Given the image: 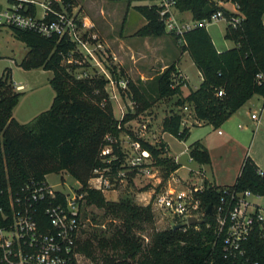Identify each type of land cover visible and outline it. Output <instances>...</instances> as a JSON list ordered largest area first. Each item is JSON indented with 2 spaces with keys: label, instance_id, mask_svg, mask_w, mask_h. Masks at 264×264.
I'll list each match as a JSON object with an SVG mask.
<instances>
[{
  "label": "trees",
  "instance_id": "16d2710c",
  "mask_svg": "<svg viewBox=\"0 0 264 264\" xmlns=\"http://www.w3.org/2000/svg\"><path fill=\"white\" fill-rule=\"evenodd\" d=\"M65 1L75 3V0ZM232 1L237 4L243 18L235 27L225 26L223 36L230 38L233 45L223 50L214 47L204 25L194 24L181 33L167 31L163 23L166 13H159V5L133 4L132 7L145 20L134 34L157 36L170 33L174 40L180 41V49L187 51L201 77L195 88L181 95L180 86L184 80L175 61L150 78L148 92L141 81L135 82L126 76L130 99L137 102L139 110L149 107L154 99L178 94L173 101L176 106L188 103L197 121L216 128L253 94L262 97L261 106L264 107V24L261 21L264 0ZM172 5L178 10H189L194 20L205 18L216 9L211 0H173ZM10 28L14 37L27 46L18 64L24 69L41 67L51 70L49 83L54 94L47 109L26 124L18 123L11 115V108L20 91L13 88L8 70L0 75V188L9 186L11 190H16L26 182L45 181L44 176L50 172L66 171L81 185L85 203H93L123 221L122 228L113 230L109 237H99L96 245H92L89 238L79 240L77 237L76 249L95 263L97 250L100 264H229L221 258L219 244H213L211 227L204 225H199L197 229L188 226L184 231L172 227L154 231L150 234L148 247L141 248V244L134 239L132 229L140 226L139 221H150L149 214L140 212L141 208L148 211L149 205L140 208L128 201H120L106 206L102 193L86 186L95 169L108 165L113 173L121 165L120 158L106 164L100 155L105 135H117V120L104 97L103 84L106 81L75 77L69 73L63 60L72 46L64 37L54 34L43 36L28 29ZM94 88L98 90L94 92ZM218 90L220 94H217ZM161 130L178 140H184L188 135V127H180L178 112L163 115ZM134 139L164 170V176L179 167L171 157H160L166 151L161 140L153 145L141 138ZM117 149V144L113 145L114 153ZM186 149L189 159L199 164L209 162L208 154L199 141L191 142ZM117 155L120 153L117 152ZM256 168L245 155L231 185L205 183L204 191L197 193L201 205L214 204L221 192L217 189L220 188L248 189L264 194V176H259ZM133 171L127 176L131 178ZM56 195L58 201H64L61 193L56 192ZM142 214L143 217L140 216ZM204 218L210 221L209 216ZM79 221L81 224V214ZM249 246L251 259L264 264V240L253 235ZM107 248L111 250L109 255L103 251Z\"/></svg>",
  "mask_w": 264,
  "mask_h": 264
},
{
  "label": "rangeland",
  "instance_id": "374dc122",
  "mask_svg": "<svg viewBox=\"0 0 264 264\" xmlns=\"http://www.w3.org/2000/svg\"><path fill=\"white\" fill-rule=\"evenodd\" d=\"M111 1L75 0L79 16L87 14L95 17L103 31L111 33L112 39L108 40L110 42L108 46L105 35L99 34L96 27L93 26L97 33V39L102 45L101 48H94L93 55L95 59L89 57L88 59H82L79 63H63L69 73L75 77L106 81L103 84L104 97L109 101L111 113L117 120L115 123L117 135L113 136L108 133L105 135L110 138V145H107V147L111 150L110 158L113 160L120 158V167L125 168L123 170L118 169L119 172L124 173V178H120L116 172V174L113 173L110 178V186L100 192L103 195L104 203L107 204L106 206L120 201H128L133 206L140 208L149 205L148 211H144L141 208L140 212L149 214L150 221L148 220V223L139 221L140 226L132 229L134 239L141 244L142 249H145L149 245L152 232L163 231L171 227L170 217L159 209L156 199L168 189L176 187L173 183V179L176 177L194 181L199 177L197 174L201 173L208 184L229 186L234 182L245 155L258 168L264 171V107L254 102L249 109L247 108L248 113L255 112L259 114L261 112L262 117L260 120L262 124L256 129L244 108H241L239 116L222 122L216 128H213L208 123L197 121L188 103H184L179 107L173 103V99L178 94L154 99L149 107L139 110L137 102L130 99L127 87L115 84L117 78L128 75L125 68L121 66L127 63V59L131 61V75L137 76L141 72L145 77L154 75L159 70L161 71L164 68L163 65L169 61L170 56L173 55L172 58L178 57L177 63L185 76V81L183 85L181 84L180 91V94L183 95L189 89H193L198 85L199 74L187 51H184L181 55L177 54V43H175L173 36L167 32L161 34V38L165 41H159L155 36H149L151 37L150 42H154L159 55L168 56V59L164 60L160 56L155 60V57L151 56L153 58L151 63L146 62L145 58H138L134 61L131 57H128L125 60L124 52L120 51L119 45L114 42L117 39V34H121V32H118L119 22L121 16H123L124 9L120 10V5H116ZM141 2L144 1H139L138 3ZM35 7L39 11V6L35 5ZM103 12L107 16L104 19H100ZM126 12L125 27H128L136 22L135 16H138L139 13L132 6H129V10ZM174 16L177 24L181 26H184L185 23L189 25L195 21L191 18V15L189 16L188 12L174 13ZM226 25L227 22L220 18L209 19L204 22V27L214 47L220 48L219 50L233 45L230 38L223 36ZM26 51L27 46L14 37L11 28L1 25L0 75L3 71L8 70L11 81L15 83L21 82L24 85L23 89L18 90L20 93L17 101L11 108V115L21 124L28 123L40 111L47 109L54 94V90L49 83V78L52 74L51 70L41 67L26 70L18 64ZM173 52L176 54L174 55ZM95 60L98 62L96 63ZM110 79L112 83H110ZM149 81L150 77L141 81L146 90L150 87ZM13 88L17 90L14 85ZM97 90L98 88H94V92ZM149 91L152 92L151 90ZM256 95L254 97H257ZM104 97L101 98L102 101L105 100ZM168 112H178L180 115V127H188V135L184 140H178L171 134L161 130V119ZM133 137L141 138L153 145L161 140L165 144L166 151L160 157L175 159L179 167L175 172L164 176V170L156 165L154 158L149 157L144 159L139 166H132V170L128 169L132 164L133 158L137 155V152L131 147V142L134 140ZM193 141H199L205 148L209 158L208 163L199 164L189 159L186 148ZM115 144L118 146L117 152L120 153L119 156L117 152H113V145ZM130 171L134 172L131 178L127 176ZM44 178L52 190L61 192L67 197L73 194H82L83 196V192L80 190L81 185L72 179L66 171L50 172ZM93 183L90 182V184ZM80 214L81 224L77 237L79 240L89 238L92 245H96L99 237H109L113 230L119 227L122 228L121 224L123 221L121 219L105 213L103 208L96 207L93 203H85L83 198L80 201ZM143 214L140 216L143 217ZM103 251L108 255L111 253L109 248ZM95 255L97 256V263L76 249V264H100V255L97 250Z\"/></svg>",
  "mask_w": 264,
  "mask_h": 264
},
{
  "label": "built area",
  "instance_id": "2783aa9c",
  "mask_svg": "<svg viewBox=\"0 0 264 264\" xmlns=\"http://www.w3.org/2000/svg\"><path fill=\"white\" fill-rule=\"evenodd\" d=\"M211 1L216 9L207 17L196 20L193 25H204L209 19L220 18L235 27L243 18L232 0ZM172 3L173 0H158L159 13H166L163 23L167 31L181 33L192 25L181 26L175 23L168 13V7ZM227 4L231 6L227 7ZM35 5L39 6V11ZM1 25L32 30L43 36L54 34L64 37L72 47L63 61L70 64L79 63L84 58L95 59L94 48L102 46L93 24L84 16H79L77 9L65 0H0ZM126 81L127 78L121 76L115 80V84L126 87ZM220 93L218 90L217 94ZM249 115L251 119L257 120L255 112ZM104 140L100 155L102 161L109 164L112 160L111 150L107 147L110 145V138L105 136ZM131 147L137 155L128 167L130 170L132 166L137 167L144 159L151 157L138 140L134 139ZM123 168L125 167L118 169ZM118 169L115 172L120 178H124V173ZM109 170L108 165L95 169L86 186L99 191L107 189L110 178L113 173L116 174ZM256 173L264 176V171L258 167ZM197 176L198 181L176 177L173 179L176 187L157 197L159 209L170 217L171 227L178 225L181 231L188 226L194 229L199 225L211 227L213 244H219L223 260L229 264H258L249 255V239L255 235L264 240V194L248 189L220 188L221 190L217 189L221 191L218 200L210 204L211 211L206 213V206L201 205L197 194L206 188V178L201 173ZM56 192L58 191L52 190L46 181L26 182L16 190H11L9 186L0 188V264H76L82 194L67 197L58 192L64 197V201L60 202ZM204 216H209L210 221H205ZM188 217L202 220V223L189 225Z\"/></svg>",
  "mask_w": 264,
  "mask_h": 264
},
{
  "label": "crops",
  "instance_id": "0c3cea01",
  "mask_svg": "<svg viewBox=\"0 0 264 264\" xmlns=\"http://www.w3.org/2000/svg\"><path fill=\"white\" fill-rule=\"evenodd\" d=\"M124 1H126V2L124 3ZM137 1L138 2L139 1H144L143 3H148V4L149 3H155V4H157V1L158 0H112L111 1V2L115 3L116 5L119 4L120 5V10L124 9V12L122 13L123 16H121V19H120V22H119V31L118 32H121V34L120 35L117 34V39L114 42L119 45L120 51L124 52L125 60L128 57H131L132 60H134V61L137 60L138 58H142V59L145 58L146 59V62H150L151 63V59H153L151 56H154L155 57V60H156V58H158L160 56L164 60H166V58L168 59V56L167 57H164L162 55H159V52H158L157 48L155 47L154 42L153 41L150 42L151 41L150 40V38H151L150 36H153V35H150V36L149 35L140 36V35H135L134 34V31L136 30V28L139 27L141 24H143L145 22V20H144V18H143L142 15H140V14L138 16L136 15L135 16V21L136 22L134 24L128 26V27H125L126 26V16L125 15L127 13L126 11L129 10V6H133V4L138 3ZM72 5L74 6L75 9L78 8L75 5V3H73ZM226 6L227 7H230L231 5L230 4H227ZM183 12H188L189 16L191 15L189 10H178L173 5H170L168 7V13H169V15L172 17V19L174 21H175L174 13L180 14V13H183ZM82 15L87 20H89L93 24V26L96 27V30H97V32L99 34L105 35L104 37H105V39L107 41L105 39L104 40L106 41V44H108V46H109V43L110 42H108V40H111L112 39L111 33H108V32L105 33L103 31L102 27L99 25L97 19H95V17H91V16H89L87 14H82ZM106 16H107L106 13L103 12L102 15H101V17H100V19H104ZM195 21H193L190 24L193 25V23ZM261 21L264 24V11H263V13L261 15ZM175 23H177V22L175 21ZM185 24H187V23H185ZM155 37L158 38L159 41H165L163 38H161V35H157ZM174 41H175V43H177V45L175 44L176 45V48L178 47V49H176L178 51L177 54L178 55H181L185 50H181L180 49V47H179L180 46V41L179 40H177V41L174 40ZM215 48L217 50L220 49V48H217L216 46H215ZM173 54H174V52H173ZM172 56H170L169 61L166 62L163 66L165 67L168 63H170L172 61H175V66L177 67V70H178L179 74L182 76V79L185 81V76L183 75V73L181 71V68H180L179 64L177 63L178 62L177 61L178 57L172 58ZM126 61H127V63H125V65L122 64V63H120V64H122L121 66H123V68H125V71L128 72L127 77H129L131 80H133V81L136 82L138 80L139 81H143L147 77L148 78L149 77L150 78L152 77L153 74L151 76H145L144 77L143 73H141L139 71H138L139 73H138L137 76L136 75L135 76L131 75V73H130L131 61H128V59ZM126 64H128V65H126ZM125 66H127V67H125ZM26 70H28V69H26ZM198 74H199V72H198ZM200 79H201V77H200V74H199L198 81H200ZM12 84L14 85V87L17 90L23 89V86H24L21 82L15 83L14 81H12ZM16 85H21V87L17 88ZM182 85L180 86V90H181ZM181 95H183V94H181ZM254 96H255V94H253L250 97H248L238 108H236L227 117V119L225 121H229L231 119H234L235 116H239L241 108H244V111L246 113H248L247 112V108L249 109V107L252 104H254V102H256L257 105L258 104H261L262 97L260 95H258V94L256 95L257 97H254ZM173 100H175V99H173ZM250 113L251 112L248 113V117H249L250 120H252V122L254 123L255 129H256L259 125L262 124V122L260 120L261 117H262L261 116V112H259V114H256L257 115V120L256 119L255 120L254 119H251V117L249 115ZM237 126H239V125H237ZM217 131H219V130H217Z\"/></svg>",
  "mask_w": 264,
  "mask_h": 264
},
{
  "label": "water",
  "instance_id": "95a60500",
  "mask_svg": "<svg viewBox=\"0 0 264 264\" xmlns=\"http://www.w3.org/2000/svg\"><path fill=\"white\" fill-rule=\"evenodd\" d=\"M210 208H211L210 205H207V206L205 207V212H206V213H210V211H211ZM187 223H188L189 225H190V224H200V223H202V220H197V219L194 218V217H188V218H187ZM172 228H173V229H177V228H178V225H173Z\"/></svg>",
  "mask_w": 264,
  "mask_h": 264
}]
</instances>
